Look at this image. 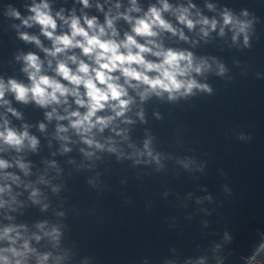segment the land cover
<instances>
[{"label": "water", "instance_id": "water-1", "mask_svg": "<svg viewBox=\"0 0 264 264\" xmlns=\"http://www.w3.org/2000/svg\"><path fill=\"white\" fill-rule=\"evenodd\" d=\"M49 2L53 12L61 7L80 8L75 0ZM122 2L127 5L128 0ZM169 2L187 4V0ZM192 2L204 16L221 22L224 8L251 21L248 46L243 34L233 42V32L226 28L220 36L219 27L204 39L199 26L192 32L184 29L189 42L166 38L165 47L187 49L207 61L209 70L193 75L212 91L194 89L193 95L175 101H169L167 94L163 99L151 96L143 103L136 97L127 113L134 123L117 121L127 130V140L108 129L96 136L101 143L113 136L115 153L89 149L72 130L66 133L71 142L60 141L56 137L58 122L45 119L46 109L19 103L11 93L6 94L11 106L22 114L21 119L8 114L11 126L23 130L22 125L28 124L39 144L35 152L26 148L21 153H0V158L14 162V157H21L30 165L28 176L15 166L6 170L23 183L12 185L16 203L0 208V229L25 225L27 232L21 230L25 237L41 235L30 246L41 254L52 253L47 264H55V257L61 258L58 264H198L201 260L204 264H245L262 242L264 0ZM31 3L0 0V78L5 82L14 78L28 83L23 60L17 56L35 52L44 58L34 44L18 36V32L38 35L39 26L17 28L21 21L7 15L12 7L26 17L31 14L26 6ZM138 3L147 10L156 0ZM206 3L214 4L215 11H209ZM243 10L246 17L240 15ZM87 11L103 20L94 8ZM165 16L175 23L173 17ZM118 27L121 32L128 28L123 21ZM40 39L50 46L43 36ZM220 65L225 69L222 75L218 74ZM141 109L144 122L136 116ZM4 112L0 107V116ZM41 122L46 124L44 131L39 130ZM60 123L66 125L67 121ZM145 140L151 141L152 156L144 151ZM65 143L71 151H62ZM81 148L94 155L86 157ZM41 177L46 183L39 182ZM28 183L31 187L26 189ZM34 188L39 190V203L29 199ZM43 222L44 229H38L36 225ZM53 227L60 232L55 247L43 236V231ZM0 247H8V242L0 241ZM28 264H36L35 256L29 257Z\"/></svg>", "mask_w": 264, "mask_h": 264}, {"label": "clouds", "instance_id": "clouds-1", "mask_svg": "<svg viewBox=\"0 0 264 264\" xmlns=\"http://www.w3.org/2000/svg\"><path fill=\"white\" fill-rule=\"evenodd\" d=\"M75 3L80 5L79 10L75 6L68 10L61 7L53 12L49 0H32L26 6L31 14L26 17L9 7L7 15L21 21V25L15 27L39 26L38 35L18 32V36L26 43L34 44L44 58L35 52L17 56L18 60H23L22 72L27 76V84L14 78L6 82L0 78V107L5 109L0 116V153L9 150L21 153L26 148L35 152L39 144V140L29 133L28 124L22 125L23 130L11 126L8 114L16 119H21L22 114L5 98L8 93L19 103H34L46 109L45 119L58 122L56 137L60 141L71 142L66 133L72 130L89 149L115 153L117 147L113 136L105 138L104 143L96 136L108 129L114 136L127 140V130L120 128L117 121L134 123L127 113L136 103V97L143 103L151 96L163 99L167 94L169 101H175L193 95L194 89L212 91L193 75L207 72L210 68L207 61L197 59L187 49L165 47L166 38L189 42L184 29L192 32L199 26V35L204 39L219 27L220 36L225 34L226 28L233 32V42L243 34L244 44L248 46L251 21L240 19L227 8L220 13L221 22L215 17L204 16L192 0H187V4L156 0V3L149 4L147 10L140 6L138 0H128L127 5L122 0H75ZM206 7L215 11L212 3H206ZM93 8L102 14V21L99 15H90L87 11ZM165 14L173 17L175 23ZM240 15L246 17L248 13L243 10ZM120 21L128 26L127 30L121 32L118 27ZM40 36L49 41L50 46H45ZM224 71L220 65L218 74L222 75ZM136 116L144 122L143 109ZM61 121H67V124ZM38 127L44 131L46 124L41 122ZM150 143V140L144 141V151L148 156H152ZM62 151H71L67 143L62 145ZM80 151L89 158L94 155V152L83 148ZM13 166L25 176L30 175V165L21 157H14V162L0 158V181H4L0 183V208L5 205L11 208L16 203L12 185L19 187L23 183L18 175L6 171ZM39 182L46 183L43 177ZM24 187L30 188L31 183L24 184ZM38 195L39 190L34 188L29 199L39 203ZM4 196L10 199L5 200ZM6 218L12 219L10 216ZM45 223L36 227L43 230ZM21 230L27 232V227L8 225L0 229V241L8 242V247H0V264H28L30 256H35L36 264H47L52 253L41 254L30 246V241L39 242L41 235L33 233L31 237H25ZM43 236L49 237L55 247L60 232L53 227L50 231H43ZM21 240L23 242L17 247ZM60 259L55 257V264ZM198 264H204L203 260Z\"/></svg>", "mask_w": 264, "mask_h": 264}, {"label": "built area", "instance_id": "built-area-1", "mask_svg": "<svg viewBox=\"0 0 264 264\" xmlns=\"http://www.w3.org/2000/svg\"><path fill=\"white\" fill-rule=\"evenodd\" d=\"M262 256H264V238L253 253L246 258L245 264H264Z\"/></svg>", "mask_w": 264, "mask_h": 264}, {"label": "rangeland", "instance_id": "rangeland-1", "mask_svg": "<svg viewBox=\"0 0 264 264\" xmlns=\"http://www.w3.org/2000/svg\"><path fill=\"white\" fill-rule=\"evenodd\" d=\"M262 261L264 262V256L261 257Z\"/></svg>", "mask_w": 264, "mask_h": 264}]
</instances>
